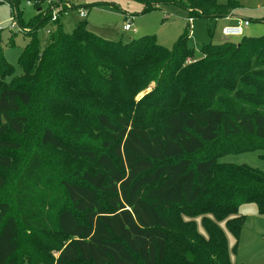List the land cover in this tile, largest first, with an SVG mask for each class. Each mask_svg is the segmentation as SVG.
<instances>
[{
    "label": "trees",
    "instance_id": "obj_1",
    "mask_svg": "<svg viewBox=\"0 0 264 264\" xmlns=\"http://www.w3.org/2000/svg\"><path fill=\"white\" fill-rule=\"evenodd\" d=\"M43 1L0 0L20 31L35 21L18 80L0 86V187L1 169L13 162L7 150L18 146L9 135L34 123L41 146L93 172L61 178L53 189L52 174L33 151L15 182L13 205L0 203V264H17L28 230L69 239L53 264H234L219 224L238 238L242 205L264 216V173L218 159L264 151V36L206 44L195 59L185 36L169 50L155 36L103 38L85 21L66 34L60 18L50 23ZM139 1L144 12L163 4L186 8L189 20L224 19L236 9L216 0ZM27 2L35 16L25 22ZM67 4L62 11L81 8ZM48 26L41 40L37 33ZM6 65L0 59L2 78L12 72ZM150 84L154 89L137 99ZM54 120L107 137L99 150L75 149L57 137Z\"/></svg>",
    "mask_w": 264,
    "mask_h": 264
},
{
    "label": "rangeland",
    "instance_id": "obj_2",
    "mask_svg": "<svg viewBox=\"0 0 264 264\" xmlns=\"http://www.w3.org/2000/svg\"><path fill=\"white\" fill-rule=\"evenodd\" d=\"M45 3V0L43 1ZM220 5H228L230 2L236 4V9L227 13L224 19L205 20L193 19L188 23V10L174 4H163L157 6L150 12H144L143 3L139 0H70L79 7H89L88 14L84 20L78 17V10L69 11L67 17H62L63 31L70 34L79 21H85L88 30L110 40L121 39L123 42L136 41L145 36H155L160 46L171 50L174 44L182 37H186V44L192 48L195 59L200 57L199 50L206 44H218L223 42H240L239 37L225 38L222 30L226 26L233 25L237 20H248L249 26L243 30L242 37L264 36V0H216ZM44 5V4H43ZM42 5V6H43ZM23 20L28 22L35 16V11L26 3L22 5ZM230 18L226 20L225 18ZM233 21V22H232ZM14 23L11 9L7 4H0V45L3 55L0 56L5 69L12 70L6 78L0 76V86L15 83L21 74L18 60L22 50L29 44L33 35L35 21L25 27V31L18 32L17 27L10 30ZM129 23L131 31L124 32L122 27ZM47 28V27H46ZM38 31L41 40L46 38L45 29ZM191 60L192 58L189 57ZM155 85L150 84L148 89L141 93L137 99L145 93H150ZM36 99V98H34ZM39 100V98H37ZM32 111L27 108L25 111ZM51 124L57 129V137L75 149L90 148L101 149V141L107 136L103 133L90 131L81 133L71 131L64 127L65 122L54 120ZM17 142V148L7 150L12 158L10 168L1 169L5 182L0 187V203L6 202L13 205L15 197V182L23 169L24 162L33 151H38L46 165L48 172L52 174L55 181L53 189L59 186V180L66 178L74 179L75 173L89 170L92 167L82 160L70 155H63L49 147H43L39 142V130L37 124H33L26 133L22 135L10 134ZM210 148L215 151L222 146ZM219 163L233 165L236 167L246 166L259 173H264V151L255 150L243 153H231L220 157ZM59 190V188H58ZM239 215L244 219L238 238H235L227 230L224 222L219 227L224 232L227 240L230 261L234 264H264V216L260 215L253 204H244L239 208ZM173 216H175L173 214ZM197 230L205 236L200 220H195ZM69 241L58 235H46L44 233L28 230L21 235V244L16 254L17 264H53L57 253L56 249Z\"/></svg>",
    "mask_w": 264,
    "mask_h": 264
},
{
    "label": "built area",
    "instance_id": "obj_3",
    "mask_svg": "<svg viewBox=\"0 0 264 264\" xmlns=\"http://www.w3.org/2000/svg\"><path fill=\"white\" fill-rule=\"evenodd\" d=\"M70 0H45V3H43V7L44 10L45 9H49V12L51 14V18H50V23L53 24L55 23L59 18L60 20H62V17H67V13L68 11H62V5L65 4L67 7L68 4L65 2H69ZM27 6H31L33 8V4L27 2L26 3ZM40 11V9L38 10V12ZM45 13V12H44ZM88 14V10L86 8H79L78 9V17L80 20H84L86 18ZM226 20H228L229 18H225ZM191 20H188V23ZM249 26V21L248 20H237L235 21V23L233 25L230 26H226L223 28L222 30V35L225 38L228 37H239L241 38L243 36V30ZM16 24L12 23L10 25V30H14L16 28ZM2 29H0L1 31ZM18 32H21L19 28H17ZM52 28L50 26H48L45 29V35L46 37H48L51 33ZM122 30L124 32H129L131 31V26L129 23H126L123 27Z\"/></svg>",
    "mask_w": 264,
    "mask_h": 264
},
{
    "label": "crops",
    "instance_id": "obj_4",
    "mask_svg": "<svg viewBox=\"0 0 264 264\" xmlns=\"http://www.w3.org/2000/svg\"><path fill=\"white\" fill-rule=\"evenodd\" d=\"M228 20H230V21H231L232 19H230V18H229ZM232 22H233V21H232ZM234 23H235V22H234Z\"/></svg>",
    "mask_w": 264,
    "mask_h": 264
}]
</instances>
